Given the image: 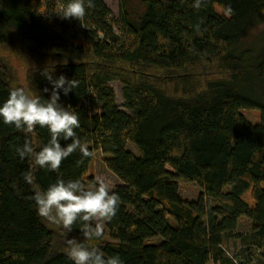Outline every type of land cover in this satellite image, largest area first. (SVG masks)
Instances as JSON below:
<instances>
[{
    "label": "trees",
    "instance_id": "obj_1",
    "mask_svg": "<svg viewBox=\"0 0 264 264\" xmlns=\"http://www.w3.org/2000/svg\"><path fill=\"white\" fill-rule=\"evenodd\" d=\"M143 2L136 21L129 0H118V17L103 0H85L79 21L47 14L46 0H0V47L26 71L25 87L0 55V106L16 87L47 102L52 85L43 72L78 81L59 103L78 116L76 138L92 153L77 149L58 172L40 168L16 149L28 141L38 153L48 129L29 133L0 118V264H74L69 239L122 264H264V41L243 49L246 34L264 24V0H202L199 9L195 0ZM112 82L123 86L128 113ZM243 111H258L260 122ZM95 149L123 185L112 192L117 214L101 238L88 240L79 222L71 233L52 229L33 196L58 179L86 187ZM180 181L202 189L198 200L181 196ZM242 218L252 225L247 234L238 231ZM155 238L161 242H149ZM226 238L245 248L230 257Z\"/></svg>",
    "mask_w": 264,
    "mask_h": 264
},
{
    "label": "clouds",
    "instance_id": "obj_2",
    "mask_svg": "<svg viewBox=\"0 0 264 264\" xmlns=\"http://www.w3.org/2000/svg\"><path fill=\"white\" fill-rule=\"evenodd\" d=\"M201 2L202 0H195L193 6L199 9ZM228 12H231L230 8ZM57 14L62 19L74 18L81 21L86 14L85 0H70L66 6H61ZM42 75L52 85L48 101L42 103L39 97L29 95L22 87L13 88L8 99L0 106V118L4 124L14 125L16 129L29 133L37 126L46 127L51 134V140L41 151L34 153L28 141L16 151L21 159L34 156L35 165L58 172L62 161L77 149L85 158L92 153L86 144H82L76 138L74 129L80 127L78 116L59 103L60 92L67 96L78 86V81L69 80L63 75L53 79L52 74L47 72H43ZM44 91L48 92L49 89L45 88ZM61 140H71L72 143L62 146ZM24 179L28 184L33 183L30 172L24 175ZM33 199L37 206V214L41 218L62 227L68 233H71L79 222L80 231L88 240L102 237L105 222L115 217L120 203L118 194H110L103 179L98 181V186L92 187H85L80 180L65 182L58 179L46 191H37ZM67 244L69 246L67 255L74 264H122L118 256L105 258L100 249L86 247L77 243L75 239H69Z\"/></svg>",
    "mask_w": 264,
    "mask_h": 264
},
{
    "label": "rangeland",
    "instance_id": "obj_3",
    "mask_svg": "<svg viewBox=\"0 0 264 264\" xmlns=\"http://www.w3.org/2000/svg\"><path fill=\"white\" fill-rule=\"evenodd\" d=\"M107 7L111 10L114 17H118L119 15V5L118 0H103ZM144 0H129V10L131 12L132 18L134 20H138L139 17L145 11ZM55 3V4H54ZM61 6H64L60 0H46V8L45 12L53 17H58L57 13L60 12ZM216 10L220 14H224V11L219 6H216ZM114 31L119 33L117 27H114ZM264 41V24L257 26L250 30L244 40H243V49L253 47L256 45H260L261 42ZM0 55H3L7 61H9L15 69L18 71L19 81L22 86H25V68L22 60L15 55L9 54L2 47H0ZM116 93V104L118 108L122 111L128 113L127 109L124 107V100L122 97V88L123 86L119 82H112L110 84ZM26 87V86H25ZM25 89V88H24ZM242 114L244 117L249 120L253 124H258L260 122V113L258 111H243ZM89 146V145H88ZM90 147V146H89ZM127 147L133 152L137 153L136 148L132 144H128ZM94 157L90 164L89 171L87 176L84 178L86 187L98 186V181L103 179L107 184L110 193H112L118 186L123 185L122 182L107 168L105 164V158L107 157L100 149H95L93 153ZM92 180V181H91ZM91 182H94L92 185ZM179 189L181 196L188 200L194 201L198 200L199 196L203 193L202 189L196 185L195 183H187L180 181ZM244 199L253 205V200L251 196V192H247L244 194ZM211 206H218V202L214 200H210ZM171 222V220H170ZM172 223V222H171ZM49 226L56 230L60 231L62 227L55 225L48 221ZM251 222L242 218L239 221L238 231L242 234H247L251 232ZM104 231H106V222L104 224ZM107 241H112L109 236H106ZM150 243L157 244L161 242V238H155L149 241ZM245 248L244 243L241 240H230L226 238L224 243V250L230 257H234L236 253L241 252ZM259 254H264V249L259 251ZM256 264V260L252 263Z\"/></svg>",
    "mask_w": 264,
    "mask_h": 264
}]
</instances>
